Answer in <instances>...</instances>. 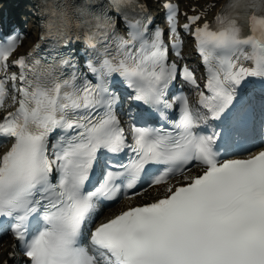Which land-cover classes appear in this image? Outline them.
Masks as SVG:
<instances>
[{"label":"snow or ice","instance_id":"1","mask_svg":"<svg viewBox=\"0 0 264 264\" xmlns=\"http://www.w3.org/2000/svg\"><path fill=\"white\" fill-rule=\"evenodd\" d=\"M26 3L27 50L0 9V264H264V0Z\"/></svg>","mask_w":264,"mask_h":264},{"label":"bare ground","instance_id":"2","mask_svg":"<svg viewBox=\"0 0 264 264\" xmlns=\"http://www.w3.org/2000/svg\"><path fill=\"white\" fill-rule=\"evenodd\" d=\"M183 1H185V0H183ZM206 1H208V0H206ZM214 1V0H213ZM191 2H196V3H198L199 2V0H191ZM19 6L21 5V2H19V4H18ZM10 242L7 240L6 242H3V243H0V258H2V254H3V251H4V249H6L9 245Z\"/></svg>","mask_w":264,"mask_h":264},{"label":"rangeland","instance_id":"3","mask_svg":"<svg viewBox=\"0 0 264 264\" xmlns=\"http://www.w3.org/2000/svg\"><path fill=\"white\" fill-rule=\"evenodd\" d=\"M26 6H28V5H26ZM22 9H23L24 12H26V8H25V7H23ZM24 15L27 16L28 14H24ZM29 24H30V23H29Z\"/></svg>","mask_w":264,"mask_h":264}]
</instances>
